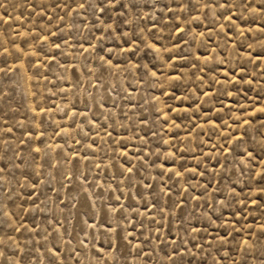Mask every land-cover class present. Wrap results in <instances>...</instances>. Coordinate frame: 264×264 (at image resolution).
<instances>
[{
    "label": "rangeland",
    "instance_id": "374dc122",
    "mask_svg": "<svg viewBox=\"0 0 264 264\" xmlns=\"http://www.w3.org/2000/svg\"><path fill=\"white\" fill-rule=\"evenodd\" d=\"M0 264H264V0H0Z\"/></svg>",
    "mask_w": 264,
    "mask_h": 264
}]
</instances>
